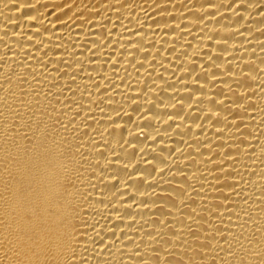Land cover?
Segmentation results:
<instances>
[{"label": "bare ground", "instance_id": "6f19581e", "mask_svg": "<svg viewBox=\"0 0 264 264\" xmlns=\"http://www.w3.org/2000/svg\"><path fill=\"white\" fill-rule=\"evenodd\" d=\"M0 264H264V0H0Z\"/></svg>", "mask_w": 264, "mask_h": 264}]
</instances>
